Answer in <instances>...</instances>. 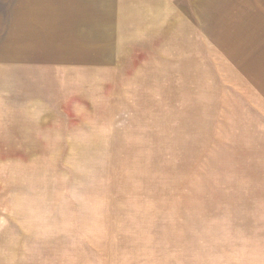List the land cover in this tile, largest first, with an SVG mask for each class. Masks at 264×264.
<instances>
[{
	"label": "rangeland",
	"instance_id": "obj_1",
	"mask_svg": "<svg viewBox=\"0 0 264 264\" xmlns=\"http://www.w3.org/2000/svg\"><path fill=\"white\" fill-rule=\"evenodd\" d=\"M0 264H264V0H0Z\"/></svg>",
	"mask_w": 264,
	"mask_h": 264
}]
</instances>
